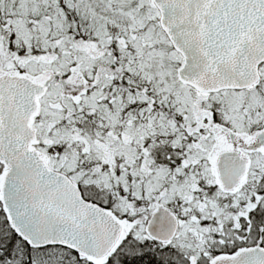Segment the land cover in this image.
Masks as SVG:
<instances>
[{
    "label": "snow or ice",
    "instance_id": "6c2138e0",
    "mask_svg": "<svg viewBox=\"0 0 264 264\" xmlns=\"http://www.w3.org/2000/svg\"><path fill=\"white\" fill-rule=\"evenodd\" d=\"M0 264H264V0H0Z\"/></svg>",
    "mask_w": 264,
    "mask_h": 264
}]
</instances>
